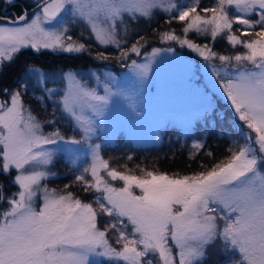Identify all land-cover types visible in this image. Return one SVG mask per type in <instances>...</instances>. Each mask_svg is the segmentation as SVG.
Returning a JSON list of instances; mask_svg holds the SVG:
<instances>
[{
	"label": "snow or ice",
	"instance_id": "6c2138e0",
	"mask_svg": "<svg viewBox=\"0 0 264 264\" xmlns=\"http://www.w3.org/2000/svg\"><path fill=\"white\" fill-rule=\"evenodd\" d=\"M158 16L167 27L137 34L135 25L150 27ZM218 40L230 47L217 51ZM177 45L200 58L208 78L205 103L181 118L180 135L192 138L190 161L203 152L211 163L169 174L129 168V153L113 166L120 157L102 155L107 120L114 111L143 118L150 73L177 59ZM22 49L88 55L126 71L57 77L27 65L15 87L0 88V175L15 189L0 182V264H205L217 242L225 259L211 264H264V0H32L30 18L27 8L0 15V68ZM29 80L50 118L25 105ZM216 97L233 113L218 133L229 140L221 158L204 152L209 126L226 119ZM61 155L74 178L57 190L48 181Z\"/></svg>",
	"mask_w": 264,
	"mask_h": 264
},
{
	"label": "trees",
	"instance_id": "16d2710c",
	"mask_svg": "<svg viewBox=\"0 0 264 264\" xmlns=\"http://www.w3.org/2000/svg\"><path fill=\"white\" fill-rule=\"evenodd\" d=\"M211 2L212 0H202V4L205 5L210 4ZM134 27L139 29L137 33L138 35H144L145 38H151L155 35L153 29L163 30L167 26L164 23V17L158 16L152 21L150 27L143 21ZM171 27L179 30L181 24L173 22ZM77 31H73L72 35H77ZM137 34L130 36L129 43H132L136 39ZM190 38L195 39V37L191 34ZM199 42L204 43L203 40H200ZM155 46L161 45L156 43ZM228 47L230 46H227L224 40H218L215 45L217 51H225ZM100 50L102 49L97 48L94 51ZM177 50L179 51V49ZM106 51L113 53L115 50L109 47ZM27 65H38L45 72L86 69L99 71L104 69L119 74L125 71V69H121L114 61L101 63L92 59L88 55L56 54L46 50L36 53L32 49H22L12 62L6 63L0 69V88L15 87L16 82L24 75V70ZM204 88L206 90V86ZM34 94H40L39 90H36ZM34 97L35 96L29 91V93L23 98L25 105H31L33 111L38 114L41 119L50 118L49 114L51 112V105L48 106V112L46 113L45 109L41 107ZM214 104L216 105V109L225 115L226 119L224 121L217 120L214 128L209 126L204 152L211 150L215 154L216 158H221L226 154L225 149L229 145V140L227 137L221 138L218 133L221 128L227 127V118L231 117L232 114L228 106H226V104H222L218 98H214ZM61 124L65 129V134L71 135L72 133L66 128L65 123L61 122ZM45 130L47 131L49 129ZM180 133H182V131L179 128L168 127L161 132V139L157 143L149 145H135L131 141L121 137V135L116 136L114 143L108 144L102 152V155L105 159L120 157L119 160L113 159L111 161L113 166H117L125 163L127 154L131 153L134 156V159L128 162L129 168H135V166L139 164L151 170H159L168 172L169 174L176 172L183 174L197 170L200 160H203L205 163H211L209 158L206 157L203 152L197 156L195 160L190 161L188 159V154L192 138H185L180 135ZM197 135L199 136L200 134L198 133ZM189 165H191V167H189ZM54 167L56 172L61 175L50 178L48 181V187L62 190L63 186L71 183L74 177L68 172V168L65 166V163L61 160V158L58 159ZM120 170L123 171V168ZM14 174L15 172L12 173V175ZM10 180L11 176L0 175V182H3L7 190L12 191L15 189L14 186L10 184ZM69 190L76 192L82 199L87 201L88 197L82 192H79V189L75 185H73ZM212 258H218L219 260L225 259V257L220 254L219 247H216L214 251H211L209 254V260L206 261L205 264H211Z\"/></svg>",
	"mask_w": 264,
	"mask_h": 264
},
{
	"label": "rangeland",
	"instance_id": "374dc122",
	"mask_svg": "<svg viewBox=\"0 0 264 264\" xmlns=\"http://www.w3.org/2000/svg\"><path fill=\"white\" fill-rule=\"evenodd\" d=\"M19 1L32 4V0H18L17 2ZM10 8L13 7L4 8L0 5V10H9ZM30 17L31 14H29ZM176 48L179 49V51H176V60L161 63L155 66L153 73H150L142 98L143 118L139 122H133L122 111H114L109 117L102 132V136L108 141V144H113L116 136L120 135L135 145L157 143L153 138L157 132L161 133L168 127H177L183 131L180 123L181 118L195 116L204 105L206 92L204 87L207 85L208 78L199 70V65L202 61L195 53H191L187 49H180L178 45ZM102 70L86 69L75 71L82 77L88 78L91 73ZM125 71L119 74L110 72L117 76H123ZM48 73H55L57 77L60 74V72ZM28 83H30V93L38 97L40 94H34L31 91L32 81L29 80ZM49 86L53 87L54 85L50 84ZM218 100L225 104L223 99L218 98ZM231 114L233 113L231 112ZM59 158L63 161L62 155ZM52 171L56 172L55 167L52 168ZM56 173L55 177L61 175L58 172ZM216 247L218 246L209 247L208 255Z\"/></svg>",
	"mask_w": 264,
	"mask_h": 264
},
{
	"label": "flooded vegetation",
	"instance_id": "af4514ba",
	"mask_svg": "<svg viewBox=\"0 0 264 264\" xmlns=\"http://www.w3.org/2000/svg\"><path fill=\"white\" fill-rule=\"evenodd\" d=\"M18 1V0H17ZM15 1L16 7L10 8L9 10H0V15L8 17V16H13L14 14H19L22 9L27 8L29 14H31L32 11V4H28L27 2L24 1ZM9 8V7H7Z\"/></svg>",
	"mask_w": 264,
	"mask_h": 264
}]
</instances>
